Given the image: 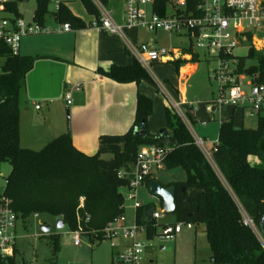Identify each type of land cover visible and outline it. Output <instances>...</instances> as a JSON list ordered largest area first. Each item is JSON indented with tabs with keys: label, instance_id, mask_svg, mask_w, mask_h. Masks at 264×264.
I'll list each match as a JSON object with an SVG mask.
<instances>
[{
	"label": "trees",
	"instance_id": "obj_1",
	"mask_svg": "<svg viewBox=\"0 0 264 264\" xmlns=\"http://www.w3.org/2000/svg\"><path fill=\"white\" fill-rule=\"evenodd\" d=\"M17 1L8 2L7 8L20 17ZM100 1L107 4V0ZM81 2L98 21L100 14L94 3ZM167 3L168 0H154V11L165 15ZM48 6L49 0H36L32 20L44 24L50 14L55 22L68 23L75 30L89 25L73 14L66 3L57 11H49ZM260 34L264 36V28ZM246 37L249 46L245 57L253 63L246 66L245 57H237L236 71L247 74L254 84H264V44L256 51L250 43L251 33ZM0 58L4 59L0 72V163L7 161L11 166L4 195L10 198L17 221L48 214L60 219L69 231L81 226L91 241H101L106 224L125 212L121 190L128 186L139 147L153 144L169 148L163 170L181 167L186 172L185 180L164 184L176 188L173 222L204 226L211 264H264V247L254 231L257 229L264 241V114L257 116L254 128H235L231 120L221 122L211 153L213 165L181 116L169 107H165L164 131L150 132L152 100L139 92L131 126L121 134L99 135L95 153L88 155L77 150L67 132L38 150L28 149L19 143V102L25 93L26 74L36 58L12 55L4 44L0 45ZM195 59L196 55L192 60ZM172 62L178 68L184 60ZM97 71L120 83L144 81L158 88L136 59L129 65H112ZM135 128L146 134H136ZM120 170L126 174L119 175ZM153 179L154 176L148 178L146 185ZM81 197L83 206L79 207ZM153 210V203H144L136 210V222L144 227L147 239L157 235L160 225L152 218ZM86 215L88 221L84 220ZM46 236L54 255L59 248V235ZM15 253L16 250L11 257H0V264H14Z\"/></svg>",
	"mask_w": 264,
	"mask_h": 264
},
{
	"label": "built area",
	"instance_id": "obj_2",
	"mask_svg": "<svg viewBox=\"0 0 264 264\" xmlns=\"http://www.w3.org/2000/svg\"><path fill=\"white\" fill-rule=\"evenodd\" d=\"M11 0H0V45L8 47L12 55L20 54V43L23 37L49 33L52 31H69L68 23H57L55 26L39 24L32 20L26 22L22 16H14L7 8ZM99 11V20H93L90 25L111 35H123L125 28H137L147 32L163 31L177 34L188 40L187 52L191 55L202 50L216 65L213 72L218 82L219 94L215 101L218 105L245 106L249 117L261 114L264 104V84L250 82V87L244 90L241 80L243 73H238L237 56L234 48L248 42L247 34L251 33V41L264 28V0H168L166 14L160 15L153 9L154 0H124L123 23L116 22L111 12L100 0H91ZM65 0H49L51 11H57ZM171 8L172 13H169ZM53 18V17H52ZM259 43L264 44V36ZM263 47V45H262ZM176 50L154 46L153 43H140L132 48L135 59L146 69L148 64L165 62ZM80 85L75 86L79 90ZM67 103H70L67 100ZM179 109V102H173ZM38 108V105L35 106ZM191 107V105H190ZM198 146L202 141L196 142ZM169 151L168 147L153 144L139 147L135 163L130 171V179L125 189L124 201H132L134 213L130 221L124 212L110 220L102 230V240H108L113 249L114 264H147L145 258L146 244L138 239L145 229L136 222V210L142 205L136 199L139 187L145 184L154 172L163 170L164 160ZM126 174L123 170L119 175ZM0 187V257L7 258L14 254L17 237V218L11 208L10 198L4 195L6 186ZM83 206L80 198L79 207ZM162 208L153 210L152 218L160 224L161 231L157 233L160 239H170L182 229H192L191 223L160 222L164 217ZM38 216V214H34ZM85 221L89 216H85ZM157 227V228H158ZM71 232L73 243H81L83 234L81 226ZM96 237V234H93ZM88 237V236H87Z\"/></svg>",
	"mask_w": 264,
	"mask_h": 264
},
{
	"label": "crops",
	"instance_id": "obj_3",
	"mask_svg": "<svg viewBox=\"0 0 264 264\" xmlns=\"http://www.w3.org/2000/svg\"><path fill=\"white\" fill-rule=\"evenodd\" d=\"M107 6L111 10L115 6L113 19L118 23H123L124 0H120L119 4L116 0H107ZM93 20L94 17L85 21L89 25L83 29L71 28L69 31H52L22 38L20 54L36 58L25 77L24 104L26 105L23 109L19 107V143L22 147L38 150L55 137L66 133V123L63 118V110L66 109L67 115L69 111L71 115L70 135L74 147L91 155L97 150L99 135L121 134L131 126L138 92L152 100L153 90L147 82L120 83L101 75L97 70L99 68L107 70L112 65L131 64L135 59L132 48L143 42L154 43L155 38L144 37L141 39L137 34V28H125L123 35H111L92 27L90 23ZM45 24L47 23L45 22ZM55 25L54 21L53 26ZM158 32L160 31L148 33L156 35ZM177 37L180 39V44L167 47L176 50V53L170 54L171 58L165 62L184 60L179 66L180 77H183L193 71L194 65L190 61H193L194 55L197 59L198 53L194 55L188 53L187 46L182 45L183 37L180 35ZM154 81L156 82V79ZM76 85H80L81 88L75 90ZM173 87L175 98H179L181 95L185 99L182 88H177L174 85ZM215 99L208 100L205 108L200 107L195 112L201 118L202 132L204 131L205 134L215 133L218 137L219 124L229 120L232 121L235 128L246 127L244 119L248 114L245 106H222L218 105ZM67 100L70 103H67ZM36 105L38 108L35 107ZM261 114H264V104ZM194 120L199 121L196 116H194ZM183 121L195 141H201L188 126L186 118ZM148 126L152 133L165 127L154 129L152 114L148 119ZM217 137H215L212 150L217 142ZM199 147L206 156L202 145ZM156 173L154 172L152 176L162 184L185 180L169 177L161 179ZM141 187L148 189L146 183ZM157 199L161 209V200ZM125 213L131 221L134 212L128 214L125 208ZM56 234L59 235V233ZM15 250L16 255L18 253L16 246ZM111 260L113 261V257Z\"/></svg>",
	"mask_w": 264,
	"mask_h": 264
},
{
	"label": "rangeland",
	"instance_id": "obj_4",
	"mask_svg": "<svg viewBox=\"0 0 264 264\" xmlns=\"http://www.w3.org/2000/svg\"><path fill=\"white\" fill-rule=\"evenodd\" d=\"M65 1L68 8L75 13V15L80 16L84 21L87 22L93 18V16L86 12L81 0ZM116 1L117 4L120 3V0ZM105 6L111 11V16L113 17V10L116 9L115 6L113 10L108 8L107 4ZM35 7L36 0L17 1V9L26 22H32ZM48 8L49 11H51L52 5L49 4ZM169 13H172L171 8L169 9ZM45 22L48 26L54 25V20L50 14L46 16ZM136 31L141 39L144 37L151 39L155 38L153 45L156 47L163 46L167 48L170 45L178 46L180 44V39L175 34L169 35L166 32L160 31L154 35L142 29H136ZM256 38L257 40H253L252 46L256 51H260L263 43H259V40H262V35L258 33ZM182 40V45L188 46L187 38L183 37ZM248 46L249 43L244 42L242 45L234 48L233 53L237 57H245ZM197 53L198 58L190 61V63L194 65L193 71L183 77H180L179 67L177 68L171 61L148 64L147 71L156 79V84L158 86L156 89L150 85L153 90L151 114L152 125L154 126L152 127L154 129H159L161 126L167 125L165 107H169L183 119L186 118L190 129L192 128L196 136L203 142L202 147L206 152L208 160L212 163L209 153L212 150L217 135L215 133L209 132V134H205L204 131L202 132L203 127L200 122L201 118L197 113L195 114V112L200 107L205 108L208 104V100L218 97V82L212 75L216 63L214 60L211 61L208 55L202 50H197ZM3 62L4 59L0 58V72ZM252 63L253 60L245 57L246 66ZM242 75V87L244 90H247L250 87L251 80L247 74L244 73ZM173 85L177 88H182V94H184L185 99L182 98L181 95L179 98H175ZM24 95L19 102L20 109H23L26 105L24 104ZM173 102H179V109L181 112L173 106ZM67 107L69 108V106ZM194 116L198 117V122L194 120ZM63 118L66 123V131L71 134L70 111L67 115V111L64 109ZM256 118V116L249 117L246 115L244 119L245 126L247 128H254L256 125ZM10 170L11 166L7 161L0 163V187L4 186ZM156 174L161 179H166L168 177L186 179V172L181 167L158 171ZM121 191L125 193V189ZM136 199L141 203H153L155 210L160 211L157 197L147 188L139 187L136 192ZM125 208L128 214L132 213V211L134 212L131 200L125 199ZM174 219L173 214L164 213V217L160 219V221L171 222ZM56 221L57 218L55 216L40 214L36 217L32 215L25 222H17L16 247L18 253L15 255L14 264H111L114 252L108 240L91 241L87 236H81V243L76 246L73 243L71 232L68 230L67 226L64 225L62 228H56ZM42 223L51 226L50 231L46 235L59 233V248L54 255L48 236H42L43 233L40 230ZM161 229V226L158 227L157 233L160 232ZM254 231L264 247V241L259 235L258 230L254 228ZM138 239L146 244V260L153 261L155 264H211L210 250L202 224L193 225L192 229L183 228L181 232L170 239H160L158 235H155L152 239H147L142 232L138 235Z\"/></svg>",
	"mask_w": 264,
	"mask_h": 264
},
{
	"label": "water",
	"instance_id": "obj_5",
	"mask_svg": "<svg viewBox=\"0 0 264 264\" xmlns=\"http://www.w3.org/2000/svg\"><path fill=\"white\" fill-rule=\"evenodd\" d=\"M143 124V122H142ZM164 130L160 129L159 133L161 134ZM136 134H146V131L143 129H137L135 128ZM149 191L155 195L157 198L161 200V208L162 210L167 214H173L175 210V203H174V196L176 188L174 185L165 186L161 182H159L157 179H153L148 184ZM264 221V218H262L261 222ZM63 222L60 219H57L56 221V228H62ZM51 229V226L46 223H42L40 226V230L43 234H47ZM210 261H213V258L211 257Z\"/></svg>",
	"mask_w": 264,
	"mask_h": 264
}]
</instances>
